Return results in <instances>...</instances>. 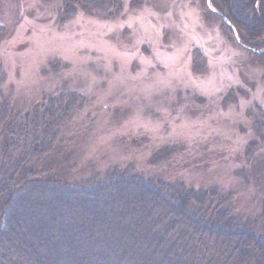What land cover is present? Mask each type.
Masks as SVG:
<instances>
[{"label": "rangeland", "instance_id": "obj_1", "mask_svg": "<svg viewBox=\"0 0 264 264\" xmlns=\"http://www.w3.org/2000/svg\"><path fill=\"white\" fill-rule=\"evenodd\" d=\"M231 27L207 0H0V132L44 138L72 180L217 187L264 230V65Z\"/></svg>", "mask_w": 264, "mask_h": 264}, {"label": "trees", "instance_id": "obj_2", "mask_svg": "<svg viewBox=\"0 0 264 264\" xmlns=\"http://www.w3.org/2000/svg\"><path fill=\"white\" fill-rule=\"evenodd\" d=\"M212 1L244 44L264 38V0ZM22 137L0 132V264H264V230L236 217L219 188L133 167L72 180L44 138Z\"/></svg>", "mask_w": 264, "mask_h": 264}, {"label": "water", "instance_id": "obj_3", "mask_svg": "<svg viewBox=\"0 0 264 264\" xmlns=\"http://www.w3.org/2000/svg\"><path fill=\"white\" fill-rule=\"evenodd\" d=\"M207 4H208V7H209L213 12H215V13H217L219 16H221V18H223V20H224V21H225L230 27L232 26V24L230 23V21H229V20H228V19H227L222 13H220L219 11H217V10L212 6V4H211V0H207ZM231 28H232V30L234 31L235 36H236V38H237L239 44H240L243 48H245V49H247V50H249V51H251V52L257 53V54H260V53H263V52H264V51H262V50H256L255 48H252V47H250V46L244 44V43L240 40V38H239V36H238L236 30H235L233 27H231Z\"/></svg>", "mask_w": 264, "mask_h": 264}]
</instances>
